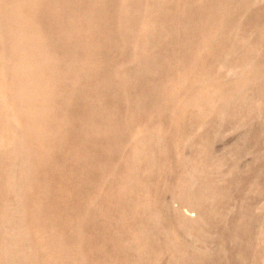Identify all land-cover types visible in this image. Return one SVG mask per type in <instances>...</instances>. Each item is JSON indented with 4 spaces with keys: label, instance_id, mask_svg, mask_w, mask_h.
<instances>
[{
    "label": "rangeland",
    "instance_id": "374dc122",
    "mask_svg": "<svg viewBox=\"0 0 264 264\" xmlns=\"http://www.w3.org/2000/svg\"><path fill=\"white\" fill-rule=\"evenodd\" d=\"M0 264H264V0H0Z\"/></svg>",
    "mask_w": 264,
    "mask_h": 264
}]
</instances>
